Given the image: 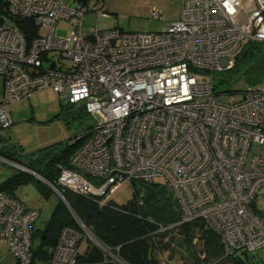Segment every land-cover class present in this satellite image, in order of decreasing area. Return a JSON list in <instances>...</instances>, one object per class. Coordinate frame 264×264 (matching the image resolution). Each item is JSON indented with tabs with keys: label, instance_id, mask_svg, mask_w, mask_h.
Masks as SVG:
<instances>
[{
	"label": "built area",
	"instance_id": "2783aa9c",
	"mask_svg": "<svg viewBox=\"0 0 264 264\" xmlns=\"http://www.w3.org/2000/svg\"><path fill=\"white\" fill-rule=\"evenodd\" d=\"M0 1V128L13 124L8 105L43 88L83 105L91 118L58 186L104 202L125 180L163 177L180 205L178 224L204 221L225 256L264 248V217L254 206L264 195V87L238 99L214 91L216 74L234 67L243 41L264 42V0H186L179 19L158 32L98 29L99 18L110 15L103 1L86 33L82 0ZM17 18L37 26V35L28 41ZM50 53L71 65L48 66ZM38 216L0 192V245L17 264H31ZM88 231L64 227L46 264H122L101 244V261L80 260L84 233L94 241Z\"/></svg>",
	"mask_w": 264,
	"mask_h": 264
},
{
	"label": "trees",
	"instance_id": "16d2710c",
	"mask_svg": "<svg viewBox=\"0 0 264 264\" xmlns=\"http://www.w3.org/2000/svg\"><path fill=\"white\" fill-rule=\"evenodd\" d=\"M82 1L86 3L87 0ZM1 7L0 1V9ZM14 23L19 26L28 41L37 35L38 27L31 21L17 18ZM262 54L264 42L248 40L242 44L235 54L234 67L215 76L214 91L234 95L238 93L241 96L244 91L253 88L249 86L245 89L219 90L223 83L244 82L242 67L250 61L254 63L257 56ZM52 61L48 66L54 68L57 61L55 58ZM245 83L255 84L252 81ZM64 110H71L72 115L79 118V121L88 116L81 104H67ZM88 130L89 127L68 143L53 144L28 155L0 149L1 157L10 159L26 169L15 168L12 175L0 182V192L17 198L16 190L33 181L41 186L44 196H47L54 192L49 186L52 184L61 192L67 203L59 198L43 227L35 226V222L31 225V264H46L49 258L48 248L56 244L62 229L71 227L79 230L76 218L101 245L117 255L123 264H173L171 261L176 251L175 245L184 246L191 264H256L255 261H249L250 253L245 251L225 256L219 234L204 221L178 224L180 205L165 182H144L135 179L128 181L132 187V197L121 206L110 199L102 202L103 198L78 194L58 186L57 179L61 169L73 168L71 157L82 143L80 138ZM161 226L168 229L162 231ZM164 252H169L166 261L160 258ZM78 258L83 261H101L103 252L98 246L89 243L80 251Z\"/></svg>",
	"mask_w": 264,
	"mask_h": 264
},
{
	"label": "rangeland",
	"instance_id": "374dc122",
	"mask_svg": "<svg viewBox=\"0 0 264 264\" xmlns=\"http://www.w3.org/2000/svg\"><path fill=\"white\" fill-rule=\"evenodd\" d=\"M103 1H106V10L110 15L99 18L97 21L98 29L119 28L125 32H158L164 29L167 24L179 19L186 0H87L88 13L84 17V33L95 26L97 15L94 11L101 7ZM62 2L65 5L73 4V0H62ZM153 9L161 12L160 18L152 16ZM60 25L63 28L68 27L64 21H61ZM65 34V31L57 30V35L64 36ZM245 43L246 41H243V44ZM58 55L59 53H50L49 57L55 58L58 66L71 65L70 59ZM241 71L244 74V82L223 83L219 86V90L245 89L249 86L264 87V79H262L264 78V54L257 56L254 63L251 61L245 63ZM247 81H252L255 84L245 83ZM2 96L0 79V100ZM235 97L240 98V94L236 93ZM66 105V101L51 88L35 90L28 97L8 105L7 109L13 124L8 129L0 128V149L9 150L15 154L28 155L50 145L65 144L77 138L89 127L91 118L87 116V118L84 117L79 121V118L72 115L71 110L68 112L64 110ZM14 171V165L0 158V182L12 175ZM153 182L162 183L164 178L156 177ZM112 189H114L113 186ZM262 193H264V189H262ZM16 196L26 206L38 210L39 217L35 221L37 227L45 225L60 198L55 192L44 196L41 186L33 181L20 186L16 190ZM106 196L117 205H125L132 197V187L125 180L112 193H106ZM254 206L264 217V195H259L255 199ZM84 235L80 251L89 243L99 246L95 239L92 241L85 233ZM175 250L171 263L191 264L184 246L175 245ZM5 251L4 247L0 246V264H14L13 257ZM168 253H162L160 258L164 261L168 260ZM248 257L252 263L255 261L256 264H264V248L248 254Z\"/></svg>",
	"mask_w": 264,
	"mask_h": 264
},
{
	"label": "water",
	"instance_id": "95a60500",
	"mask_svg": "<svg viewBox=\"0 0 264 264\" xmlns=\"http://www.w3.org/2000/svg\"><path fill=\"white\" fill-rule=\"evenodd\" d=\"M19 167H22V166H20L19 165ZM58 196L66 203V201H65V199L60 195V194H58ZM67 204V203H66ZM76 220H77V222L79 223V224H81V225H83L79 220H78V218H76ZM83 227L84 228H86L84 225H83ZM87 229V228H86ZM93 237V239H95L94 238V236H92ZM95 241L98 243V244H100L96 239H95Z\"/></svg>",
	"mask_w": 264,
	"mask_h": 264
},
{
	"label": "crops",
	"instance_id": "0c3cea01",
	"mask_svg": "<svg viewBox=\"0 0 264 264\" xmlns=\"http://www.w3.org/2000/svg\"><path fill=\"white\" fill-rule=\"evenodd\" d=\"M17 199H19L18 197H17ZM20 200V199H19ZM21 202H23L22 200H20ZM24 203V202H23ZM25 205V204H24ZM26 206V205H25ZM26 207H28V206H26ZM39 217V216H38ZM34 225H35V223H34ZM0 246H3L4 247V250H6L5 252L6 253H8V254H10L9 252H8V250H7V247L5 246V245H3V244H1ZM12 257V256H11ZM14 259V258H13ZM14 264H15V260H14Z\"/></svg>",
	"mask_w": 264,
	"mask_h": 264
},
{
	"label": "bare ground",
	"instance_id": "6f19581e",
	"mask_svg": "<svg viewBox=\"0 0 264 264\" xmlns=\"http://www.w3.org/2000/svg\"><path fill=\"white\" fill-rule=\"evenodd\" d=\"M54 191V190H53ZM88 234H90L89 232H88ZM91 236V235H90ZM92 237V236H91ZM93 238V237H92ZM123 264V263H122Z\"/></svg>",
	"mask_w": 264,
	"mask_h": 264
},
{
	"label": "clouds",
	"instance_id": "9594fccd",
	"mask_svg": "<svg viewBox=\"0 0 264 264\" xmlns=\"http://www.w3.org/2000/svg\"><path fill=\"white\" fill-rule=\"evenodd\" d=\"M18 164V163H17ZM21 166V165H20ZM15 168H17V167H15ZM20 169V168H19ZM21 170H23V169H21Z\"/></svg>",
	"mask_w": 264,
	"mask_h": 264
}]
</instances>
